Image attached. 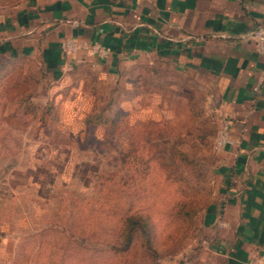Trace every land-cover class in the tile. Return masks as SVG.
I'll list each match as a JSON object with an SVG mask.
<instances>
[{
	"label": "rangeland",
	"instance_id": "1",
	"mask_svg": "<svg viewBox=\"0 0 264 264\" xmlns=\"http://www.w3.org/2000/svg\"><path fill=\"white\" fill-rule=\"evenodd\" d=\"M95 60L74 56L73 72L59 80L34 60L4 67L0 264H226L204 248L199 226L212 196L215 135H188L192 124L184 117L145 122L140 106L126 114L125 103L148 93L151 76L117 77ZM166 79L189 92V113L197 117L203 94L194 82ZM17 100L43 110L23 114ZM45 106L52 108L46 115ZM96 106L104 117L121 111V127H87ZM131 214L148 219L152 248L137 237L131 250L116 254L112 247Z\"/></svg>",
	"mask_w": 264,
	"mask_h": 264
},
{
	"label": "crops",
	"instance_id": "2",
	"mask_svg": "<svg viewBox=\"0 0 264 264\" xmlns=\"http://www.w3.org/2000/svg\"><path fill=\"white\" fill-rule=\"evenodd\" d=\"M3 3L0 64L34 60L43 75L59 80L74 65L62 42L99 43L110 53L95 61L107 72L151 76L148 93L124 102L126 114L140 106L145 122L184 117L192 124L188 135H216L220 122L231 119L236 144L210 153L212 196L199 215L202 242L226 264H264V86L253 91L261 57L252 36L264 30V0ZM167 76L187 77L203 94L197 117L189 113V92Z\"/></svg>",
	"mask_w": 264,
	"mask_h": 264
},
{
	"label": "trees",
	"instance_id": "3",
	"mask_svg": "<svg viewBox=\"0 0 264 264\" xmlns=\"http://www.w3.org/2000/svg\"><path fill=\"white\" fill-rule=\"evenodd\" d=\"M6 62L0 64V77L2 78L5 74L4 67L7 65ZM3 73V74H2ZM19 112L23 114H35L39 110H43L40 107H37L30 102H26L23 100H17L16 105ZM45 112L42 113L44 115L48 114L52 108L45 106ZM122 112L118 111L114 117H104L100 112H97V106L93 108L86 117V126L93 128L97 126H108L110 131L118 130L122 125L121 120ZM43 122V119H41ZM197 204V203H196ZM200 204V203H199ZM200 207L191 208L190 211H198L201 209ZM190 215V213H189ZM152 232L151 226L147 218L143 216H139L136 214H131L127 216L121 224L120 230L118 232V237L116 239L115 244L112 247V251L116 254H123L127 251L131 250L136 242L137 237H140L143 240L144 248L151 249L152 247ZM153 251L155 249H152ZM155 252V251H154Z\"/></svg>",
	"mask_w": 264,
	"mask_h": 264
},
{
	"label": "built area",
	"instance_id": "4",
	"mask_svg": "<svg viewBox=\"0 0 264 264\" xmlns=\"http://www.w3.org/2000/svg\"><path fill=\"white\" fill-rule=\"evenodd\" d=\"M69 1V0H60ZM256 46V50L261 57V69L257 77L256 84L253 87L254 92H259L264 86V30L256 29L252 34ZM61 50L63 53L71 56H77L80 53L93 56L97 59H106L110 53L109 49L99 43H77L74 40H65L61 43ZM232 126L231 119L225 118L220 122L219 128L216 132L213 141V152L219 153L227 146H233L236 141L230 136V129ZM251 264H263L260 261H253Z\"/></svg>",
	"mask_w": 264,
	"mask_h": 264
}]
</instances>
